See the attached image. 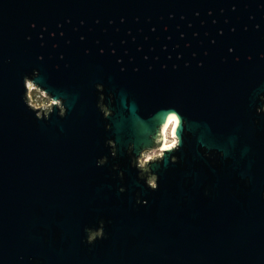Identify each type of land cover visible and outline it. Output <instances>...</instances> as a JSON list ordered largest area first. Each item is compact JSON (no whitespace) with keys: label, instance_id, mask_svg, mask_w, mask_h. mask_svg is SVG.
Instances as JSON below:
<instances>
[{"label":"water","instance_id":"water-1","mask_svg":"<svg viewBox=\"0 0 264 264\" xmlns=\"http://www.w3.org/2000/svg\"><path fill=\"white\" fill-rule=\"evenodd\" d=\"M0 264H264V0H0Z\"/></svg>","mask_w":264,"mask_h":264},{"label":"built area","instance_id":"built-area-1","mask_svg":"<svg viewBox=\"0 0 264 264\" xmlns=\"http://www.w3.org/2000/svg\"><path fill=\"white\" fill-rule=\"evenodd\" d=\"M27 86H28L30 104L33 108L35 109L51 108L52 101L47 95H45L42 91H39V89L36 86H34L31 82H28ZM44 100L46 101V103H43ZM164 148L165 146L158 149L161 154L163 153Z\"/></svg>","mask_w":264,"mask_h":264},{"label":"bare ground","instance_id":"bare-ground-1","mask_svg":"<svg viewBox=\"0 0 264 264\" xmlns=\"http://www.w3.org/2000/svg\"><path fill=\"white\" fill-rule=\"evenodd\" d=\"M176 118L174 116L170 117L168 124L166 125V127L164 128V133H165V147H169V146H173L174 144H176V139L173 136V127L174 129L176 128ZM170 132V136L172 138V141L168 140V134Z\"/></svg>","mask_w":264,"mask_h":264},{"label":"flooded vegetation","instance_id":"flooded-vegetation-1","mask_svg":"<svg viewBox=\"0 0 264 264\" xmlns=\"http://www.w3.org/2000/svg\"><path fill=\"white\" fill-rule=\"evenodd\" d=\"M146 152H152V151H145V152L142 153L141 157L138 159V167L140 169L145 168L147 163H148V161H152V160L160 157L161 155H163V153H162V154H160V156H157V157H154V158H151V157L146 158V156H145Z\"/></svg>","mask_w":264,"mask_h":264},{"label":"rangeland","instance_id":"rangeland-1","mask_svg":"<svg viewBox=\"0 0 264 264\" xmlns=\"http://www.w3.org/2000/svg\"><path fill=\"white\" fill-rule=\"evenodd\" d=\"M43 103H46V101L44 100ZM170 135H171V134H170V132H169V134H168V140H169V141H172V138H171ZM160 154H161V153H160L159 150L157 149V150H153L152 152H146L145 156H146V158H149V157L154 158V157L160 156Z\"/></svg>","mask_w":264,"mask_h":264}]
</instances>
